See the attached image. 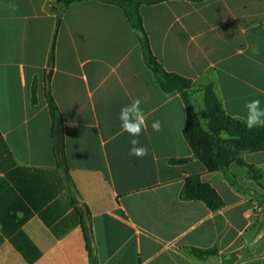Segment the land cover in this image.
<instances>
[{"label":"crops","instance_id":"obj_1","mask_svg":"<svg viewBox=\"0 0 264 264\" xmlns=\"http://www.w3.org/2000/svg\"><path fill=\"white\" fill-rule=\"evenodd\" d=\"M140 12L158 61L193 81L196 111L209 84L235 119L244 121L252 99L264 108V0L168 1ZM58 17L50 87L99 264H264V218L254 224V212L262 211L254 194L237 192L194 158L180 96L162 92L149 74L124 11L94 0L66 7L60 0H0V264H90L45 96ZM137 97L147 115L138 137L148 149L144 158L129 155L133 137L121 133L118 119ZM157 120L160 132L151 127ZM239 157L258 172L234 162L237 182L264 195V151ZM195 175L218 191L223 208L180 199ZM192 247L218 254L198 260Z\"/></svg>","mask_w":264,"mask_h":264},{"label":"trees","instance_id":"obj_2","mask_svg":"<svg viewBox=\"0 0 264 264\" xmlns=\"http://www.w3.org/2000/svg\"><path fill=\"white\" fill-rule=\"evenodd\" d=\"M79 0H60L64 7ZM106 4H111L121 8L134 34L140 42L144 64L150 70L156 83L165 94L176 93L180 96L185 112L186 125L183 130V137L192 149L194 158L202 162L210 173H222L230 186L242 194L252 193L258 198V207L264 213V195L250 191L241 186L234 174L230 171V166L237 162L239 165L247 167L251 173L258 171L254 166L246 164L239 155L243 152L257 153L264 151V128L249 130L245 127L244 121L228 115L221 101L214 92L212 84L205 86L202 91L205 95L204 108L196 111L192 98L193 81L178 73L167 71L155 56L148 32L144 26L140 12L142 6H154L168 1H189L193 3H203L208 0H94ZM61 24V17L57 20V29L52 48L48 59V68L45 71L46 79V100L52 120V137L56 146V156L59 166L67 178L69 198L76 207V212L80 216L84 236L87 242V251L90 264H99L96 245L93 239V224L90 211L79 196L76 186L69 176V168L66 162L64 143V121L60 108L58 107L51 91L50 82L55 66V46L57 32ZM32 103L37 101L36 84L32 87ZM206 117L207 125H204L200 118ZM226 135L227 137H224ZM174 164H186L188 159L171 160ZM180 199L190 202H202L211 211H218L224 207L225 202L218 191L208 182L202 180L200 175L188 177L180 193ZM189 254L198 260L218 254L217 248L200 249L189 248Z\"/></svg>","mask_w":264,"mask_h":264},{"label":"clouds","instance_id":"obj_3","mask_svg":"<svg viewBox=\"0 0 264 264\" xmlns=\"http://www.w3.org/2000/svg\"><path fill=\"white\" fill-rule=\"evenodd\" d=\"M8 7L16 11L18 6L12 3ZM142 102L139 97L132 99L130 103L121 107L118 115L121 133H127L133 137L130 140L129 155L137 158H144L148 155L147 147L140 145L138 139L147 127V115L141 107ZM245 109L247 111L244 119L245 127L249 130L264 128V108L261 107V101L252 99L246 102ZM151 127L154 132L162 131L161 122L158 120L153 121Z\"/></svg>","mask_w":264,"mask_h":264},{"label":"rangeland","instance_id":"obj_4","mask_svg":"<svg viewBox=\"0 0 264 264\" xmlns=\"http://www.w3.org/2000/svg\"><path fill=\"white\" fill-rule=\"evenodd\" d=\"M149 72V74H151L152 76H153V74L150 72V71H148ZM194 105H195V108H198L199 107V100H195L194 101ZM207 118L206 117H201V121H203V124L204 125H207ZM258 198L259 197H254L253 198V201L254 202H257L258 201ZM254 224H258V220L259 219H263L264 218V214H263V212L262 211H260L259 209H257L255 212H254ZM258 226V225H257ZM256 225H255V228L256 229H259V226L257 227ZM250 264H254V263H250Z\"/></svg>","mask_w":264,"mask_h":264}]
</instances>
